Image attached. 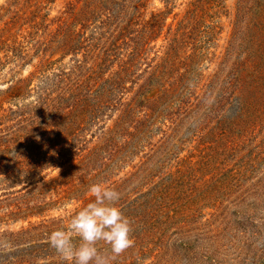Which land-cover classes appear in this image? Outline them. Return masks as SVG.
<instances>
[{"label":"rangeland","instance_id":"1","mask_svg":"<svg viewBox=\"0 0 264 264\" xmlns=\"http://www.w3.org/2000/svg\"><path fill=\"white\" fill-rule=\"evenodd\" d=\"M243 5L0 0V171L14 169L11 158L41 157L59 144L66 148L57 160L63 165L40 173L49 174L44 182H50L99 143L102 128L113 127L127 103L141 119L148 112L144 104L152 102L158 120L153 134L113 169L110 182L74 180L114 187L111 182L120 183L151 154L158 162L151 164L154 176L142 190L156 194L149 213L133 219L127 202H116L131 222L133 243L111 264H264V98L259 105H239L230 89L229 100L217 103L249 56L241 41L248 21L239 12ZM178 31L185 32V43L172 51ZM130 59L138 62L122 73L120 62ZM258 60L264 75V54ZM66 76L79 99L116 103L103 109L100 124L74 130L51 113L66 106L52 104ZM119 76L122 86L113 85ZM118 140L122 145L126 139ZM40 174L29 177V188ZM14 185L0 182V264L58 263L62 258L47 239L50 229L66 227L87 202L67 199L68 186H49L33 198V204H51L42 216L14 219L10 214L23 201L26 184ZM97 247L111 255L103 241Z\"/></svg>","mask_w":264,"mask_h":264},{"label":"trees","instance_id":"2","mask_svg":"<svg viewBox=\"0 0 264 264\" xmlns=\"http://www.w3.org/2000/svg\"><path fill=\"white\" fill-rule=\"evenodd\" d=\"M244 5L239 10L240 15L248 20L246 26V32L244 35L246 39L241 37L243 44L247 45L249 49L247 54L249 55L246 60L242 62L240 66L234 71L233 75L236 77L229 81L227 87L222 88V95L217 101L218 105H221L224 101L229 100L227 95L231 93L237 98L239 105H259L258 102L263 101L264 98V75L263 68L260 64L258 57L264 54V0H255L253 3L246 2L243 0ZM250 4V5H249ZM185 33V32H184ZM177 33L175 39L171 43V50L175 48H180L184 45L185 34ZM189 38L190 36L187 35ZM112 53V50L110 51ZM138 53L141 59V50L138 47L135 53ZM114 54V49H113ZM134 56V55H133ZM136 56V57H138ZM191 60H195L194 57ZM137 59H130L128 61H121L120 67H122V73H130L133 70L134 64L137 63ZM76 67V70H78ZM156 72L150 75L149 80L154 79L153 76ZM160 76V75H159ZM185 76L181 79L184 80ZM65 82L59 88V92H56L55 96L52 97L53 105H66L61 108H56L55 111L51 112L58 121L68 122V126L72 127L74 130L81 129L84 124L87 125L88 122H102L101 116L103 115L104 108H112L115 105L113 101L108 98H99L94 103H89L87 99H79L77 97L74 82H68L67 76L64 77ZM118 82L112 83L115 86H122L121 77L117 78ZM114 89V87H113ZM227 94V95H226ZM72 96V101H71ZM75 96V97H74ZM67 101H69L67 103ZM68 105H72L71 109ZM75 105H77L75 107ZM84 105H97L86 107ZM126 108L123 110L120 117L116 120L113 127H108L106 130L102 128V135L100 137L99 143L85 155L77 165L73 166L72 169L62 173L60 176L52 179L50 182L45 183V179L49 174H40L45 168H49L54 164H57V160L62 158L63 151L66 148L63 146L53 145L49 146L41 157H19L16 156L15 159H9L10 163L14 169L7 170L5 172L0 171V182L5 184L14 183L16 185H24L23 191V201L18 202L16 205L17 211L11 212L10 216L14 219H28L32 216H42L45 207H49L50 203H45L44 205L33 204L36 196L39 197L40 192L44 188L49 186H68L65 192L68 194L67 199H76L80 201L84 199L85 203L92 199L84 198L88 194V183L83 186L75 184L74 180H78V183H83L84 181H94L96 178L98 180H106L110 182L113 169L120 168L119 164L125 161L126 158L130 157L132 152H135L143 143H145L153 134V131L158 124L157 116L155 114L156 108L154 103L148 102L147 105L148 112L139 119L136 115V109L131 106V102L126 104ZM153 105V106H151ZM139 112V111H138ZM140 114V113H139ZM132 129V130H130ZM118 138H125V142L119 145ZM163 147V146H162ZM85 149V148H84ZM50 150V151H48ZM107 155V156H104ZM64 163V162H63ZM63 163L57 164L56 166H62ZM158 162L154 160V153L149 156L146 162H144L137 171L132 173L130 176L121 180L120 183L116 181L111 182L114 188L121 193V198L118 201L127 202L131 210L127 215L133 219H137L140 216L145 215L150 212L151 206L155 200V192L153 189H148L147 191H142L144 187L151 181L149 177H153V172L151 164H157ZM99 164V166H97ZM99 168V172L90 177L91 171ZM86 170L85 174H79L78 170ZM89 169V171H87ZM41 170V171H40ZM41 175V178L35 182V186L29 188L31 184L29 183L30 176ZM26 177V178H25ZM73 177V179H72ZM28 183V184H27ZM37 183H40L39 185ZM133 184H136L133 186ZM29 188V189H28ZM134 194H137L134 198H131ZM54 202L53 204H57ZM33 204V205H32ZM12 206L8 205V208ZM52 232V229H50ZM79 238L75 237V241L78 242ZM59 257V256H58ZM55 264H67L63 259Z\"/></svg>","mask_w":264,"mask_h":264},{"label":"clouds","instance_id":"3","mask_svg":"<svg viewBox=\"0 0 264 264\" xmlns=\"http://www.w3.org/2000/svg\"><path fill=\"white\" fill-rule=\"evenodd\" d=\"M87 191L93 198L75 212L66 227L53 230L47 239L67 264H111V259L133 243L131 222L116 203L121 198L117 189L93 183ZM99 241L110 246V256L98 249Z\"/></svg>","mask_w":264,"mask_h":264}]
</instances>
